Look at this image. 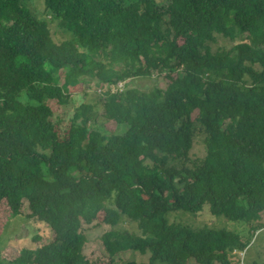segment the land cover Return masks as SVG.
Here are the masks:
<instances>
[{"label": "trees", "instance_id": "1", "mask_svg": "<svg viewBox=\"0 0 264 264\" xmlns=\"http://www.w3.org/2000/svg\"><path fill=\"white\" fill-rule=\"evenodd\" d=\"M23 1L0 0V214L21 215L26 200L52 237L0 249V264H96L83 254L91 223L111 227L108 264L128 251L148 258L122 264H237L264 227V0H40L58 42ZM217 36L239 40L213 49ZM153 72L165 87L111 91ZM90 78L97 102L54 115L51 101ZM205 208L244 228L168 219ZM122 218L140 233L116 228Z\"/></svg>", "mask_w": 264, "mask_h": 264}, {"label": "rangeland", "instance_id": "2", "mask_svg": "<svg viewBox=\"0 0 264 264\" xmlns=\"http://www.w3.org/2000/svg\"><path fill=\"white\" fill-rule=\"evenodd\" d=\"M164 5V0H157ZM23 4L31 8L35 13L40 11L44 15L45 19L49 21V28L53 39L58 42L64 38L60 28H58L57 23L49 20V14L46 7L40 0H24ZM44 10V12H42ZM39 14V13H38ZM238 38L234 42H238ZM232 42L229 38L223 36H217L214 43H212V48L215 49L218 46H229ZM98 58H96L97 60ZM119 69V67H115ZM62 75V72L60 73ZM96 78H90L88 81L77 82L76 84L70 85L71 97L69 102L64 105H59L55 100L51 101L50 105L56 110L55 114L57 117L65 119V117L70 118L74 107L79 105L81 102L96 103L101 93V86L97 85ZM169 79L166 78L164 73L153 72L148 76H137L134 78H128L125 81L119 82L117 87H110L111 91L119 90L121 88H137L139 90H149L153 87H165ZM64 79H60L62 84ZM101 108V106L99 105ZM102 109L100 113H102ZM196 113L193 114L195 117ZM100 123H104V127L107 132H112L116 129L115 122L112 120H105L100 118ZM205 132L200 128L194 138H193V148L192 157L202 158L205 153ZM6 210V209H5ZM28 213L27 201L23 200L22 214L18 216L8 217L3 214L1 210L0 214V224H4L3 227L0 225V249L3 250L5 257H11L15 254L16 249H21L22 247H33V236H39L40 241L37 243H45L51 239V230L49 227L38 220L30 219L26 214ZM170 221L181 222L189 225L193 228H200V226L209 227H226L230 229H241V224L236 225V222L231 220H226L223 216L214 217L209 214L207 208L192 214L190 212L175 211L170 212L168 215ZM106 224L102 223H91L83 224L82 231L86 237V241L83 247V254L85 257L96 264H108L110 262L109 256L104 250L102 245V234L103 232L109 230ZM116 228L126 229L134 233H140L136 223L128 221L122 218L117 224ZM260 231V233H259ZM237 261V264H264V227L256 231L252 236L249 245L242 252L233 253L232 258ZM147 260V256H140L139 252H123L119 253L115 257L116 264H122L126 260ZM161 264V263H157ZM187 264H194L193 262H188ZM196 264V263H195ZM236 264V262H235Z\"/></svg>", "mask_w": 264, "mask_h": 264}]
</instances>
